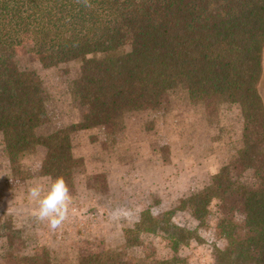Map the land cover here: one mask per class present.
<instances>
[{
    "label": "trees",
    "instance_id": "1",
    "mask_svg": "<svg viewBox=\"0 0 264 264\" xmlns=\"http://www.w3.org/2000/svg\"><path fill=\"white\" fill-rule=\"evenodd\" d=\"M20 38L45 67L78 65L70 93L83 109L80 121L37 134L45 99L36 73L16 63ZM263 56L264 0H0V135L10 168L42 148L39 176H62L71 188L74 170L83 165L72 154L74 133L115 127L128 113L161 106L175 88L193 102L237 105L241 146L180 209L201 225L214 202L221 212L239 211L242 237L230 217L217 219L215 235L226 245L215 248V263L264 264ZM239 167L252 169L256 183L237 182L232 172ZM176 212H164L155 224L150 211H142L123 231L125 245L138 247L145 234H162L175 254L199 240L172 221ZM79 264L124 263L111 250L80 256Z\"/></svg>",
    "mask_w": 264,
    "mask_h": 264
},
{
    "label": "rangeland",
    "instance_id": "2",
    "mask_svg": "<svg viewBox=\"0 0 264 264\" xmlns=\"http://www.w3.org/2000/svg\"><path fill=\"white\" fill-rule=\"evenodd\" d=\"M30 47L26 38L17 41L16 63L37 75L47 111L37 134L46 135L82 118L83 109L70 93L78 65L45 67ZM258 90L264 103V58ZM242 127L237 105L193 102L182 88H175L161 106L128 113L115 127L74 133L72 154L83 165L74 170L69 188V218L56 231L34 218L37 205L28 196L30 186L47 190L53 180L39 176L45 151L39 148L11 169L0 135V264H79L80 256L111 250L124 264H216L215 248L226 245L215 235L218 217H230L242 237L243 214L221 212L214 202L201 225L180 207L229 163L241 146ZM232 173L243 185L256 183L252 169L239 167ZM145 210L155 224L164 212L177 210L172 221L196 232L199 240L179 246L175 254L162 234H145L143 245L126 246L123 231L133 228Z\"/></svg>",
    "mask_w": 264,
    "mask_h": 264
},
{
    "label": "clouds",
    "instance_id": "3",
    "mask_svg": "<svg viewBox=\"0 0 264 264\" xmlns=\"http://www.w3.org/2000/svg\"><path fill=\"white\" fill-rule=\"evenodd\" d=\"M84 2L87 5V0ZM28 196L37 205L32 213L37 221L46 222L52 231L62 228L69 218L72 203L69 187L62 176L52 180L47 190L39 184L30 186Z\"/></svg>",
    "mask_w": 264,
    "mask_h": 264
},
{
    "label": "crops",
    "instance_id": "4",
    "mask_svg": "<svg viewBox=\"0 0 264 264\" xmlns=\"http://www.w3.org/2000/svg\"><path fill=\"white\" fill-rule=\"evenodd\" d=\"M263 58H264V56H263Z\"/></svg>",
    "mask_w": 264,
    "mask_h": 264
}]
</instances>
